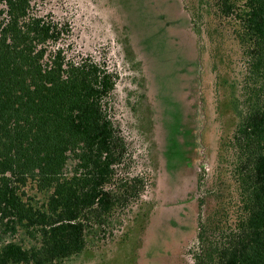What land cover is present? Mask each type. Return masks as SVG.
Instances as JSON below:
<instances>
[{"label": "trees", "instance_id": "1", "mask_svg": "<svg viewBox=\"0 0 264 264\" xmlns=\"http://www.w3.org/2000/svg\"><path fill=\"white\" fill-rule=\"evenodd\" d=\"M215 2L245 51L248 83L219 155L224 188L198 219L190 256L193 264H264V0ZM65 33L35 15L31 0H0V264L80 254L142 185L118 176L125 144L109 116L115 75L67 59Z\"/></svg>", "mask_w": 264, "mask_h": 264}, {"label": "rangeland", "instance_id": "2", "mask_svg": "<svg viewBox=\"0 0 264 264\" xmlns=\"http://www.w3.org/2000/svg\"><path fill=\"white\" fill-rule=\"evenodd\" d=\"M31 4L67 30V59L115 75L109 116L125 144L118 176L142 182L107 231L55 264H193L198 219L228 176L219 155L244 109L247 61L231 21L215 0Z\"/></svg>", "mask_w": 264, "mask_h": 264}]
</instances>
